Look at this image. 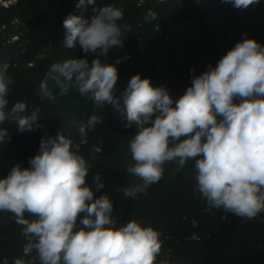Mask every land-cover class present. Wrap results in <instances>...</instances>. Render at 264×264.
<instances>
[{
    "label": "clouds",
    "instance_id": "obj_1",
    "mask_svg": "<svg viewBox=\"0 0 264 264\" xmlns=\"http://www.w3.org/2000/svg\"><path fill=\"white\" fill-rule=\"evenodd\" d=\"M221 3L244 10L260 0ZM76 8L80 14H69L63 21L62 43L74 48L78 42L84 55L52 64L38 95L54 100L49 87L54 80L59 95L75 88L97 108L112 105L126 119L124 127L135 129L129 142L133 163L126 171L141 183L118 189L123 196L135 200L145 193L163 178L166 164L174 163L173 172H179L194 161L193 192L208 208L245 219L264 213V45L245 37L215 66L209 64L199 75L193 68L191 85L175 106L166 86H154L141 74L133 75L116 96V65L127 57L117 58L115 64L100 57H107L113 47L123 48L130 31L120 23L123 9L97 7L96 0H78ZM148 16L155 19L156 13L150 10ZM88 54L94 58L89 60ZM9 67L7 62L0 65V122L6 119L4 108L13 90ZM26 108L18 101L11 110L13 118L20 132H35L42 127L39 110L20 115ZM103 120L93 114L79 122L76 140L60 131L42 137L28 167L17 163L0 178V212L11 213L22 227L25 255L35 251L39 264H157L161 233L134 219L116 227L110 195L96 197L86 182L90 167L80 147ZM10 139L7 129L0 128V145ZM93 183L95 191L104 188L99 173ZM13 264L34 261L18 257Z\"/></svg>",
    "mask_w": 264,
    "mask_h": 264
},
{
    "label": "trees",
    "instance_id": "obj_2",
    "mask_svg": "<svg viewBox=\"0 0 264 264\" xmlns=\"http://www.w3.org/2000/svg\"><path fill=\"white\" fill-rule=\"evenodd\" d=\"M109 4L123 9L120 23L130 29L123 48L113 47L107 57H100L115 64L117 58L130 56L116 65V96L133 75L141 74L142 78H150L154 86H166L175 106V101L191 85L193 68L199 75L209 64L215 66L245 37L264 45V0L244 10L221 0H145L142 5L135 0L101 2V6ZM74 8L75 0H17L6 6L0 4V65L9 63L14 81L4 108L6 119L0 122V128L7 129L11 137L0 145V178L17 163L28 167L29 158L38 153L42 137H54L60 131L76 140L79 122H86L95 114L104 119L103 123L88 132L86 143L80 147L90 167L86 182L96 197L110 195L116 227L134 219L161 233L163 243L157 264H264V213L260 214L261 222L240 228L242 217L208 208L193 192L194 161L187 162L179 172H173L174 163L166 164L158 183L138 194L135 200L124 197L118 189L141 183L126 171L133 163L129 142L135 129L124 127L126 119L112 105L97 108L75 88L59 95V88L51 79L49 87L55 99L40 98L39 83L52 64L82 57L83 50L78 46L67 48L63 43H55L64 29V19L75 13ZM44 10L48 12L43 14ZM150 10L156 13L155 19L148 16ZM48 45L54 48L53 52H49ZM78 50L82 51L75 56ZM88 58L94 57L88 54ZM18 101L27 104L20 115L39 110L37 122L41 128L35 132L18 130L11 111ZM97 173L104 184L100 191H95L93 183ZM21 232L22 227L11 213L0 212V264H13L18 257L39 264L36 252L25 255L26 237Z\"/></svg>",
    "mask_w": 264,
    "mask_h": 264
},
{
    "label": "rangeland",
    "instance_id": "obj_3",
    "mask_svg": "<svg viewBox=\"0 0 264 264\" xmlns=\"http://www.w3.org/2000/svg\"><path fill=\"white\" fill-rule=\"evenodd\" d=\"M10 1V2H9ZM17 0H0V4L1 5H4V6H6L5 4H12V3H15ZM104 0H96V6L97 7H101V2H103ZM134 1V0H133ZM78 3V0H75V8H74V10H75V15H78V14H80V11L76 8V4ZM91 7V6H90ZM46 12H48V11H46V10H44V12H43V14L44 13H46ZM88 14L90 15L91 14V9H89V11H88ZM64 32H65V30L63 29V30H61V32H59L58 33V35H57V39H56V46H60V44L63 42V36H64ZM65 37V36H64ZM16 39L17 38H15V40H13V41H16ZM19 46H21V44L19 45ZM77 46L79 47V48H81L80 46H79V43L77 42V44H76V48H77ZM74 47V48H75ZM48 49H49V52H53V50H54V48H52L51 47V45L49 46L48 45ZM82 51V50H81ZM80 50H78V52H76V54H75V56H79V52H81ZM80 55L81 56H83V51L80 53ZM91 104V103H90ZM91 105H93V104H91Z\"/></svg>",
    "mask_w": 264,
    "mask_h": 264
},
{
    "label": "built area",
    "instance_id": "obj_4",
    "mask_svg": "<svg viewBox=\"0 0 264 264\" xmlns=\"http://www.w3.org/2000/svg\"><path fill=\"white\" fill-rule=\"evenodd\" d=\"M2 1V0H1ZM137 2L138 5H142L145 3V0H135ZM157 1H160V2H164L166 0H157ZM10 2V1H9ZM7 5V4H5ZM120 8V6H118ZM185 22H182V25L184 24ZM125 57L126 60H129L130 59V56L129 55H126ZM263 220V217L261 215H258L257 217L255 218H252V219H245V218H241L239 223H238V226L240 228H246L247 226L253 224V223H256V222H261ZM26 245H27V238L25 240V243L23 245V251L25 253V248H26ZM32 252H35V251H32Z\"/></svg>",
    "mask_w": 264,
    "mask_h": 264
}]
</instances>
